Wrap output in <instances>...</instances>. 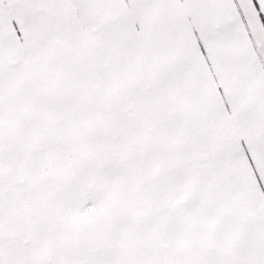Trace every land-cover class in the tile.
Instances as JSON below:
<instances>
[{"label": "snow or ice", "instance_id": "snow-or-ice-1", "mask_svg": "<svg viewBox=\"0 0 264 264\" xmlns=\"http://www.w3.org/2000/svg\"><path fill=\"white\" fill-rule=\"evenodd\" d=\"M0 264H264V0H0Z\"/></svg>", "mask_w": 264, "mask_h": 264}]
</instances>
